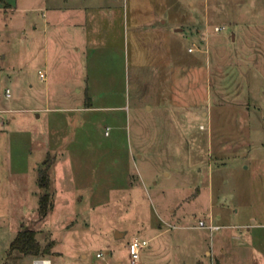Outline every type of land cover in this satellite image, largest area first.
<instances>
[{
    "label": "rangeland",
    "instance_id": "374dc122",
    "mask_svg": "<svg viewBox=\"0 0 264 264\" xmlns=\"http://www.w3.org/2000/svg\"><path fill=\"white\" fill-rule=\"evenodd\" d=\"M165 1L139 26L132 0H0V264L35 260L9 254L23 227L59 264H130L133 237L139 263L264 264V0ZM160 11L181 29L164 85Z\"/></svg>",
    "mask_w": 264,
    "mask_h": 264
},
{
    "label": "crops",
    "instance_id": "0c3cea01",
    "mask_svg": "<svg viewBox=\"0 0 264 264\" xmlns=\"http://www.w3.org/2000/svg\"><path fill=\"white\" fill-rule=\"evenodd\" d=\"M86 1L89 3V5H91V7L97 8V9L103 8V7H105V5H108V7H107L108 10L112 11V10H114L115 7L121 6V4H123L124 0H116L117 4H115L114 2L104 4L102 2V0H86ZM167 1L169 4H167L166 6H165V4H160V3H158V4L156 3L154 6L158 7L159 10H162V11L165 8H166V10L170 11L171 9L169 7H175V2H174V0H173V2H169L170 0H167ZM164 2L166 3L165 0H164ZM127 6H128V4H127ZM139 6H140L139 0H132V9H131L132 12L130 13V15H131V20L137 22V25L140 26V23H138V22H140V20L143 21V18H145V20L146 19L149 20L150 17H148L147 15L145 16V14H142L141 12H139ZM117 8H120V7H117ZM162 11H160V13L154 17V19L157 22L156 23L157 28H155V30H157L158 32L161 31L160 33L166 34V36H167L166 41L167 42H166V44L165 43L163 44V48H161L162 45L160 43H156V44H158V45L160 44V45L157 47L158 49L156 48V53H155L156 55L152 59L153 60L152 65L155 67V73L158 74V76H159L158 77L159 81H161L164 85L165 81H167V83L169 84L170 81H173L174 76H176L175 75L176 74V58H175L176 57V49H175L176 44L174 42H172V40L175 38L174 34L177 32H181V29L175 28L176 24L173 22V19L170 20V19L164 18ZM109 15L111 18L112 14L109 13ZM124 19H125V21L128 19V11L125 13ZM170 23H173V24H170ZM195 73H196V71L193 72L190 69H188V70L185 69V71L181 70V71L177 72L176 84L178 83V87H179L180 93H181L180 95H182V98H184L186 96V94L189 97H192V80H193L192 76L193 75H194V79H195V86H197L199 84L200 81L198 80L197 74H195ZM162 89H163V87H162ZM208 215H209V219H211L210 226L219 227L218 229H220L222 226L220 224H218V222H216V221L220 220L222 218V215L219 213H216L215 214L216 220L213 219V215H214L213 211L210 210ZM212 229H215V228H212ZM218 229H215V230H218ZM124 233H126V232H124ZM50 241H53L54 245H55L54 239L51 238ZM54 245H53L52 249L54 248ZM53 252H55V251H53ZM55 253L58 254V252H55ZM205 253H207V250L205 251ZM159 254L160 253L155 254L153 252L152 257H156ZM54 262L59 264L58 261H54ZM118 264H121V262H118ZM139 264H153V262L152 261L150 262L149 260H145V261H141Z\"/></svg>",
    "mask_w": 264,
    "mask_h": 264
},
{
    "label": "trees",
    "instance_id": "16d2710c",
    "mask_svg": "<svg viewBox=\"0 0 264 264\" xmlns=\"http://www.w3.org/2000/svg\"><path fill=\"white\" fill-rule=\"evenodd\" d=\"M38 182L44 189L49 187V177L47 172L40 170ZM51 208L52 203L50 202L49 194L45 193L40 198L39 216L41 218L46 217ZM53 245L54 242L49 241L46 245L42 246L37 239V232L33 229L23 227L11 241L9 254L16 252L21 258L31 257L33 260L48 255L51 252Z\"/></svg>",
    "mask_w": 264,
    "mask_h": 264
},
{
    "label": "built area",
    "instance_id": "2783aa9c",
    "mask_svg": "<svg viewBox=\"0 0 264 264\" xmlns=\"http://www.w3.org/2000/svg\"><path fill=\"white\" fill-rule=\"evenodd\" d=\"M222 29H224V26L219 27L217 26L215 28V30L217 32H220ZM189 51H192V48L189 49ZM40 76L44 77V74L42 72H40ZM10 95L9 90H7V96ZM202 226H205L204 224H202ZM210 228H215L218 229L219 227H212L210 226ZM149 241L146 239H140L137 237H133L129 243H128V252H129V262L130 264H138L139 263V259H140V254L141 251L146 248L148 246ZM46 261L49 262V264H58L56 262H51L50 260H46V259H35L32 264H42L45 263Z\"/></svg>",
    "mask_w": 264,
    "mask_h": 264
},
{
    "label": "water",
    "instance_id": "95a60500",
    "mask_svg": "<svg viewBox=\"0 0 264 264\" xmlns=\"http://www.w3.org/2000/svg\"><path fill=\"white\" fill-rule=\"evenodd\" d=\"M123 232H121V231H116V237H121V236H123Z\"/></svg>",
    "mask_w": 264,
    "mask_h": 264
},
{
    "label": "bare ground",
    "instance_id": "6f19581e",
    "mask_svg": "<svg viewBox=\"0 0 264 264\" xmlns=\"http://www.w3.org/2000/svg\"><path fill=\"white\" fill-rule=\"evenodd\" d=\"M42 264H49V262H48V261H46L45 263H42Z\"/></svg>",
    "mask_w": 264,
    "mask_h": 264
}]
</instances>
